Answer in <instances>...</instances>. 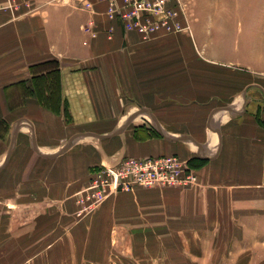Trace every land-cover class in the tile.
I'll list each match as a JSON object with an SVG mask.
<instances>
[{
    "label": "crops",
    "instance_id": "1",
    "mask_svg": "<svg viewBox=\"0 0 264 264\" xmlns=\"http://www.w3.org/2000/svg\"><path fill=\"white\" fill-rule=\"evenodd\" d=\"M244 1L227 21L194 7L190 33L147 40L106 0L0 11V264H147L150 243L223 221L261 235L264 4ZM167 154L197 183L119 190L78 212L75 192L102 165Z\"/></svg>",
    "mask_w": 264,
    "mask_h": 264
},
{
    "label": "built area",
    "instance_id": "2",
    "mask_svg": "<svg viewBox=\"0 0 264 264\" xmlns=\"http://www.w3.org/2000/svg\"><path fill=\"white\" fill-rule=\"evenodd\" d=\"M107 15L118 17L126 30L143 40L165 33L188 32L194 19L195 0H106ZM85 7L90 2H85ZM34 0H0V11L11 16L34 12ZM197 183L195 170L177 154L124 157L102 165L74 196L84 213L97 207L108 195L136 186H180Z\"/></svg>",
    "mask_w": 264,
    "mask_h": 264
},
{
    "label": "rangeland",
    "instance_id": "3",
    "mask_svg": "<svg viewBox=\"0 0 264 264\" xmlns=\"http://www.w3.org/2000/svg\"><path fill=\"white\" fill-rule=\"evenodd\" d=\"M240 2L241 0H195V11L197 10L199 21L208 22L217 18L227 21L230 15H237L236 9ZM244 2L249 6L264 4V0H245ZM200 9L205 11L202 12ZM255 12L252 11L248 14L253 15ZM261 21L264 22V13H262ZM225 28L222 30H227ZM228 29L231 28L228 27ZM262 52H264V48H262ZM250 226L253 225L250 224ZM200 228L209 229L215 235L213 237L202 236L199 234ZM259 228H261V235L255 237L256 239H251L248 229L245 232H237V224L234 226L232 222L209 223L206 227L199 225L196 237H171L169 243L160 244L161 246L150 243V251L147 254L150 259L147 264H264V225H260ZM208 239H213L210 244L207 242ZM189 241L192 256L187 252ZM242 241L245 242L242 243ZM193 253L196 254L194 259ZM156 257L158 259L154 260ZM143 263L146 264L145 261Z\"/></svg>",
    "mask_w": 264,
    "mask_h": 264
},
{
    "label": "water",
    "instance_id": "4",
    "mask_svg": "<svg viewBox=\"0 0 264 264\" xmlns=\"http://www.w3.org/2000/svg\"><path fill=\"white\" fill-rule=\"evenodd\" d=\"M133 117V116H132ZM132 117H130V119L132 118ZM77 135V134H76ZM76 135H74V136H76ZM68 144L69 143H67L66 145H64V147L61 149V151H63V150H65V149H67V147H68Z\"/></svg>",
    "mask_w": 264,
    "mask_h": 264
}]
</instances>
